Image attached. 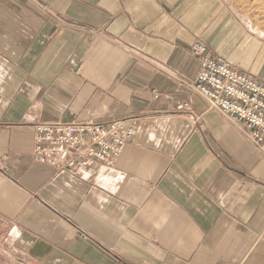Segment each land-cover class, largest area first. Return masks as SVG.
<instances>
[{
  "label": "crops",
  "instance_id": "crops-1",
  "mask_svg": "<svg viewBox=\"0 0 264 264\" xmlns=\"http://www.w3.org/2000/svg\"><path fill=\"white\" fill-rule=\"evenodd\" d=\"M238 24L216 0H0V254L264 264V161L189 87L195 38L264 82V41ZM127 116L110 166L55 172L32 155L38 121Z\"/></svg>",
  "mask_w": 264,
  "mask_h": 264
},
{
  "label": "built area",
  "instance_id": "built-area-1",
  "mask_svg": "<svg viewBox=\"0 0 264 264\" xmlns=\"http://www.w3.org/2000/svg\"><path fill=\"white\" fill-rule=\"evenodd\" d=\"M200 67L189 84L208 107L234 125L264 161V82L241 71L222 55L209 56L207 45L195 38L189 47ZM152 96H158L152 90ZM177 110H186L178 103ZM137 116L99 121L94 119L38 121L33 124V157L55 172L83 174L96 166H110L132 139ZM86 238V234L82 233Z\"/></svg>",
  "mask_w": 264,
  "mask_h": 264
},
{
  "label": "rangeland",
  "instance_id": "rangeland-1",
  "mask_svg": "<svg viewBox=\"0 0 264 264\" xmlns=\"http://www.w3.org/2000/svg\"><path fill=\"white\" fill-rule=\"evenodd\" d=\"M246 33L264 41V0H216ZM0 264H28L26 261L0 254Z\"/></svg>",
  "mask_w": 264,
  "mask_h": 264
}]
</instances>
